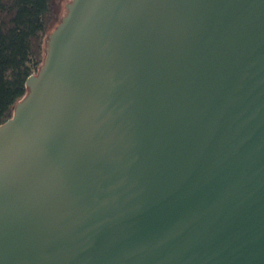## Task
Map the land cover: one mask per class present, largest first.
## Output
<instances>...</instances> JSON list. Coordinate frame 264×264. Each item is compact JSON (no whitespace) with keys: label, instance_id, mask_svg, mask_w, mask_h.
<instances>
[{"label":"water","instance_id":"obj_1","mask_svg":"<svg viewBox=\"0 0 264 264\" xmlns=\"http://www.w3.org/2000/svg\"><path fill=\"white\" fill-rule=\"evenodd\" d=\"M0 125V264H264V0H72Z\"/></svg>","mask_w":264,"mask_h":264},{"label":"trees","instance_id":"obj_2","mask_svg":"<svg viewBox=\"0 0 264 264\" xmlns=\"http://www.w3.org/2000/svg\"><path fill=\"white\" fill-rule=\"evenodd\" d=\"M53 18V0H0V125L27 97L28 77L45 64Z\"/></svg>","mask_w":264,"mask_h":264},{"label":"rangeland","instance_id":"obj_3","mask_svg":"<svg viewBox=\"0 0 264 264\" xmlns=\"http://www.w3.org/2000/svg\"><path fill=\"white\" fill-rule=\"evenodd\" d=\"M70 1L71 0H53L54 18L49 26L47 34H50L65 16L67 4L70 3Z\"/></svg>","mask_w":264,"mask_h":264}]
</instances>
